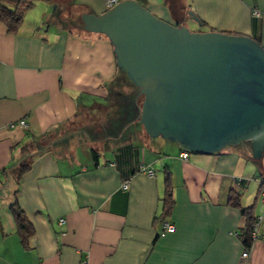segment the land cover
I'll use <instances>...</instances> for the list:
<instances>
[{
    "label": "crops",
    "instance_id": "0c3cea01",
    "mask_svg": "<svg viewBox=\"0 0 264 264\" xmlns=\"http://www.w3.org/2000/svg\"><path fill=\"white\" fill-rule=\"evenodd\" d=\"M135 1L170 24L248 36L264 48V19L252 15H264V0ZM53 4L69 8L68 18L77 9L80 23L84 13L107 11L105 0H35L16 34L0 23V264H240L245 220L228 197L259 214L264 158L254 161L242 144L182 161L176 144L150 139L136 122L105 136L114 125L93 112L106 111L96 101H107L116 89L106 86L120 80L113 48L103 35L50 30L43 20ZM24 161L30 169L18 177ZM164 167L174 205L161 222ZM14 202L29 223L22 233ZM248 264H264V220Z\"/></svg>",
    "mask_w": 264,
    "mask_h": 264
},
{
    "label": "water",
    "instance_id": "95a60500",
    "mask_svg": "<svg viewBox=\"0 0 264 264\" xmlns=\"http://www.w3.org/2000/svg\"><path fill=\"white\" fill-rule=\"evenodd\" d=\"M189 20L201 22L192 11ZM82 30L110 42L117 69L142 98L137 122L150 139L190 155L248 144L264 158V48L244 35L191 32L135 0L80 17Z\"/></svg>",
    "mask_w": 264,
    "mask_h": 264
},
{
    "label": "trees",
    "instance_id": "16d2710c",
    "mask_svg": "<svg viewBox=\"0 0 264 264\" xmlns=\"http://www.w3.org/2000/svg\"><path fill=\"white\" fill-rule=\"evenodd\" d=\"M34 4H35V0H0V23L5 26L6 31L9 34H16L19 31V29L21 28V26L24 22L25 16L27 15L28 12H30L33 9ZM177 26H179V25H177ZM252 39L260 44V42L258 40L254 39V38H252ZM118 72H119V70H118ZM119 79H120L119 81H121L122 78L120 77ZM141 101H142V98L136 97L135 101H134L133 112L131 113L129 111H126L124 113L122 119H119L118 126H121L120 127L121 130L119 132H123L125 125H130L132 122H136V125H139L137 122V118H138V114H139L137 107L141 104ZM119 132H117V133L111 132L110 134H105V136H110V137L115 136L116 137V136H118ZM43 140L47 141V142L49 141L50 144L52 143L49 140L48 136H44ZM49 143H48V145H49ZM244 145H246V144H244ZM44 147L46 148L47 145H45ZM44 147L42 149H44ZM180 150H181V154L185 152L182 149H180ZM22 152H23L24 158H26L29 155L26 147L22 149ZM91 153H92L93 157H98L97 152H95L94 150H92ZM185 153H187V152H185ZM181 154H180V159H181ZM188 155L190 156L189 153H188ZM142 168H144L145 170H152L149 167L142 166L140 168V171L145 173V174H147V173H146V171L142 170ZM29 169H30V165L26 161H24L18 167V170H17L18 171V177H21V175H23ZM152 172L154 175L155 172L153 170H152ZM162 173L164 175V194H163V198L161 200L162 201V212H161L160 217L158 218V220L161 222L165 221L166 218L170 217V214L172 212L173 205H174L173 186L171 184L170 171L168 170V168L164 167L162 169ZM260 175H261L260 179L263 182L264 181V174L262 173ZM228 203L232 207H236V208L238 207L241 209L242 216L245 220V226L240 231V233L238 232V237L242 241L244 248L251 249L252 244L254 242L252 240V236H251V226H252V223L254 220L253 211L250 208H241L240 204H239L238 195L235 193H232V192L230 193V195L228 197ZM10 211L14 217L18 231L22 233L23 231L28 230L29 223L26 221L22 210L19 208V206L17 205L16 202H14L10 206Z\"/></svg>",
    "mask_w": 264,
    "mask_h": 264
},
{
    "label": "rangeland",
    "instance_id": "374dc122",
    "mask_svg": "<svg viewBox=\"0 0 264 264\" xmlns=\"http://www.w3.org/2000/svg\"><path fill=\"white\" fill-rule=\"evenodd\" d=\"M55 1L56 0H54V2ZM64 7L65 6H60L59 4H53L50 7L46 16H44L43 23H45L47 26H49L50 30H52L53 32H59L61 30H64L65 28H71V30L80 31L82 34H86L85 31L81 30L82 25L78 19L80 12L76 9V11H74L73 15H72L75 17V19L68 18V15L66 14V12L68 11L69 8L65 9ZM63 16L66 17L67 20L62 21L61 18H63ZM69 17H71V16H69ZM63 19H65V18H63ZM192 26H190V27L188 26V28L191 32L201 31L199 28H195ZM120 77L122 78L121 81L116 82V83H112V85H110V86L109 85L106 86L107 89L110 90V92H111V89H116L117 93L115 91H112L110 93L111 95H110L109 99L105 102L96 101L97 104H103L106 107V111L103 112V111H99L98 109H96L93 112L97 119L98 118H104V116H105V118L112 121V124L114 125L113 129L116 128L114 131L115 133H117L121 130V128H120L121 126H118V124H119V119H122L124 113L126 111H129L131 113L133 112L134 101H135V98L137 97V94H138V90L133 86V84L129 80H127L126 75H124V73L119 71L118 72V78H120ZM89 105H91V103H89ZM79 121H81V118L79 119ZM135 126H137V128H141L140 125H135ZM106 134H108V132ZM101 135H102V133H101ZM81 140H83V139H81ZM154 140H158V142H164L165 144H168V145L174 144V143H170L168 141H165L161 138L154 139ZM90 145H91V149H94L95 151H98L101 149V145L98 142V140H96V139L95 140L92 139V143H90Z\"/></svg>",
    "mask_w": 264,
    "mask_h": 264
},
{
    "label": "built area",
    "instance_id": "2783aa9c",
    "mask_svg": "<svg viewBox=\"0 0 264 264\" xmlns=\"http://www.w3.org/2000/svg\"><path fill=\"white\" fill-rule=\"evenodd\" d=\"M120 1L119 0H105V7L106 10H110L111 8H113L115 5H117ZM252 15L255 18H261L264 19V15L260 14L257 10H254ZM17 125L20 128H27V124L25 122V120H20ZM189 155L188 153H182L181 154V159L183 161H186L188 159ZM142 170L146 171V173L149 176H153V172L152 170H145L144 168H142ZM234 184L236 186L239 185L240 183V179L239 178H235L234 180ZM124 189H126L128 187V183L126 182L123 185ZM256 203L259 206V214L254 216V220L251 226V236H252V240L255 241L258 238V234H259V229L260 226L264 220V181L260 183V189L259 192L257 194V198H256ZM60 222H63L62 220ZM163 228H164V232L166 233H173L174 232V226L172 224H170L169 222H164L163 223ZM237 235V234H236ZM250 257V249L244 248L241 255H240V264H248V260Z\"/></svg>",
    "mask_w": 264,
    "mask_h": 264
}]
</instances>
